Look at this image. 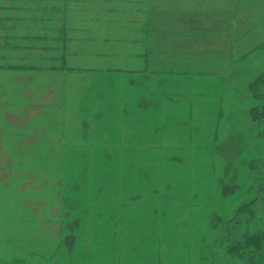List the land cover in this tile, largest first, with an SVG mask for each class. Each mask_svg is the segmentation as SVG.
<instances>
[{
    "label": "rangeland",
    "instance_id": "1",
    "mask_svg": "<svg viewBox=\"0 0 264 264\" xmlns=\"http://www.w3.org/2000/svg\"><path fill=\"white\" fill-rule=\"evenodd\" d=\"M145 2L0 0V41L53 6L46 26L66 18L83 41L65 68L89 66L95 41L115 67L137 57L126 25L137 9L145 19ZM239 4L264 40V0ZM222 66L226 79L198 87L215 93L194 120L188 100L162 108L146 82L110 79L94 97L73 90L66 128L64 74L0 69V264H264V46Z\"/></svg>",
    "mask_w": 264,
    "mask_h": 264
},
{
    "label": "crops",
    "instance_id": "2",
    "mask_svg": "<svg viewBox=\"0 0 264 264\" xmlns=\"http://www.w3.org/2000/svg\"><path fill=\"white\" fill-rule=\"evenodd\" d=\"M19 1L21 0H12L18 7L17 2ZM155 1L158 0H146L143 10L144 20L138 17L141 12L137 9L136 13H133L134 19L126 25L133 26L129 30L132 35L131 40L137 45L135 47L137 51L133 53L137 55L134 62L126 63L122 58L121 61L115 62L118 65L110 67V57L107 55L109 53L103 50L106 45L95 41L92 44V47H95L92 59L84 63L89 66L81 69L79 67L65 68L66 64H70L71 56L78 53L76 49H79L83 41L73 34V29H70L66 18L60 21L55 28L47 27L45 15L52 13L54 7L42 5L38 7L42 12L41 17H35L36 27L23 28L20 32L25 33L15 34L13 39L19 36L20 38L14 41V44L5 40L0 41V69L14 72H36L35 74L40 71L53 70L64 74L65 81L61 96L64 102H59L60 110L65 115L64 118L67 117L68 111H71L69 106L76 103L77 95L74 97L73 90L78 89L79 92H84L85 89L90 88V94L94 97L98 91L104 89V84L114 79L122 90L130 89L131 86L135 87L136 84L140 85V82H146L145 86L142 84L144 95L156 101V105L159 103L162 108L168 109L173 106L171 103L174 101L182 104L188 100L185 107L188 111H192L190 120H194L201 101L202 103L207 102L215 93L208 91V98L205 99L198 87L207 82L212 83L216 78L226 79L225 68L222 65H237L251 56L255 49H262L264 40L256 37L259 30L250 31L248 17L252 14L245 6L239 7V0H173V7H170L172 0H166V5L161 8L157 7ZM213 3L217 5L212 7ZM16 6L9 9H15ZM30 10L36 12V10ZM4 11H7V8H4ZM134 14L138 16L135 17ZM214 15L225 19L217 20L216 23ZM240 15L246 16L239 19ZM239 24L245 25L244 33L239 31ZM15 25L18 30V23ZM104 25L101 23L100 30H105ZM34 32L38 35L31 34ZM20 52L21 55L16 58L15 54ZM24 52L25 57L22 54ZM217 64H220L219 67H216ZM61 65H63L62 68ZM219 102L222 103L221 97ZM190 106L192 110H189ZM174 107L173 110H178ZM220 107L222 110V106ZM93 108L90 107L88 111L92 113ZM118 110L120 111V108ZM221 114L222 112L218 114V119L222 118ZM64 121L66 123H61L60 126L66 128L68 120L65 118Z\"/></svg>",
    "mask_w": 264,
    "mask_h": 264
},
{
    "label": "trees",
    "instance_id": "3",
    "mask_svg": "<svg viewBox=\"0 0 264 264\" xmlns=\"http://www.w3.org/2000/svg\"><path fill=\"white\" fill-rule=\"evenodd\" d=\"M255 96H256V95H255ZM257 108H258V107H253L252 110L256 111ZM243 208H244V207H243ZM258 236H259V234H257V235H252V236H249V238H250L251 240H255V239L258 238ZM245 238H246V241L249 240V238H248L247 236H246ZM263 239H264V233H263ZM253 264H257V263H254V262H253Z\"/></svg>",
    "mask_w": 264,
    "mask_h": 264
}]
</instances>
